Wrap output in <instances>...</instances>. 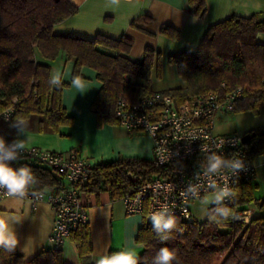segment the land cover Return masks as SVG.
Segmentation results:
<instances>
[{
    "label": "trees",
    "instance_id": "obj_1",
    "mask_svg": "<svg viewBox=\"0 0 264 264\" xmlns=\"http://www.w3.org/2000/svg\"><path fill=\"white\" fill-rule=\"evenodd\" d=\"M188 7L195 18L201 19L206 13L205 0H188ZM77 12L78 7L69 0H0V113L13 108L10 125L36 118L39 132L52 134L73 125V118L62 104L66 84L54 85L51 79L49 63L60 57L74 63L72 82L78 81L83 67L96 71L101 88L91 110L97 127L118 125L114 115L118 99L133 104L154 94L151 70L154 64L158 68L160 60L153 50L146 48L142 59L134 62L128 58L133 45L130 36L119 40L101 35L86 39L55 31L56 26ZM260 34H264V13L248 18L231 16L210 26L195 53L183 52L168 59L185 86L166 94L181 104L225 84L227 91H243L241 99L234 103L233 113L258 116L264 109V45L257 42ZM14 99L16 103L12 102ZM246 134L250 139L245 153L252 161L264 154V129ZM10 164L16 169L27 166L32 170L35 182L27 189H63V177L52 169L30 159ZM162 172L164 169L151 161L121 158L91 167L88 181L79 190L106 191L112 200H121L138 183ZM256 190L253 181L241 184L230 193L228 202L211 207L203 222L194 218L188 223L175 218L176 228L161 233L154 231L153 221L144 218L136 237V242L144 247L138 264H154L164 247L175 253L172 264H264V200L257 197ZM251 206L261 215L246 222L245 213ZM222 211L230 213L226 220ZM72 238L80 258H89L92 244L88 225L81 224ZM0 264L66 263L60 250H44L26 261L16 248L8 251L0 247Z\"/></svg>",
    "mask_w": 264,
    "mask_h": 264
},
{
    "label": "crops",
    "instance_id": "obj_2",
    "mask_svg": "<svg viewBox=\"0 0 264 264\" xmlns=\"http://www.w3.org/2000/svg\"><path fill=\"white\" fill-rule=\"evenodd\" d=\"M78 7L75 16L56 26L55 31L93 39L101 35L119 40L127 35L133 39L128 58L139 62L146 48L153 50L160 63L151 70V90L166 93L183 88L184 82L176 67L169 63L171 56L183 52L195 53L208 28L231 17L248 18L264 13V0H205L206 13L195 18L189 13L188 0H69ZM144 17L149 18L146 22ZM136 26H132L133 22ZM139 28L145 30L141 31ZM264 45V34L257 37ZM51 79L66 84L62 90V104L74 123L61 127L59 133L39 132L38 120L15 123L0 122V136L13 141H23L26 148L35 147L49 152L75 151L90 167L115 162L121 158L151 161V139L141 132H128L119 125L103 124L97 127L91 104L101 83L93 69L83 67L80 78L72 82L74 63L62 57L49 63ZM142 84V82H139ZM56 85V84H54ZM228 112L216 115L226 117ZM264 116V109L259 117ZM264 129V123L256 129ZM215 132L218 133L215 129ZM246 132V133H247ZM255 169L253 182L256 195L264 200V154L252 160ZM65 183V181H63ZM90 231L92 254L80 258L75 242L69 237L60 250L66 264H97L103 255L121 250H131L138 258L144 247L136 242L144 217L127 215L121 200H112L109 193H84L80 197ZM246 222L259 217L261 212L251 206ZM0 217L8 220L18 240L17 251L24 260H30L44 250H56L49 242L55 212L44 202L32 204L15 197L0 198Z\"/></svg>",
    "mask_w": 264,
    "mask_h": 264
},
{
    "label": "built area",
    "instance_id": "obj_3",
    "mask_svg": "<svg viewBox=\"0 0 264 264\" xmlns=\"http://www.w3.org/2000/svg\"><path fill=\"white\" fill-rule=\"evenodd\" d=\"M241 88L227 91L225 84L178 104L169 94L154 93L133 104L122 99L115 103L114 115L119 126L128 132H141L151 139L153 162L164 172L155 175L133 188L121 201L127 215H140L151 220L153 214L163 213L188 223L194 221L190 205L207 194L230 193L239 185L255 178V169L245 153L244 135L217 134L216 115L233 112L234 103L241 99ZM16 103V99L12 101ZM13 108L0 113V122L9 124ZM1 137V136H0ZM4 138V137H3ZM6 144L14 141L4 138ZM213 157L223 160L221 167L209 171ZM18 159H30L54 170L65 181L60 192L27 189L20 196H9L0 189V198L15 197L32 204L47 203L55 212L49 242L59 250L81 224L86 222L79 190L88 181L89 169L75 151L49 152L35 147L25 148ZM240 159L244 167L231 168L230 162ZM246 220V219H245ZM152 221V220H151Z\"/></svg>",
    "mask_w": 264,
    "mask_h": 264
},
{
    "label": "clouds",
    "instance_id": "obj_4",
    "mask_svg": "<svg viewBox=\"0 0 264 264\" xmlns=\"http://www.w3.org/2000/svg\"><path fill=\"white\" fill-rule=\"evenodd\" d=\"M53 84L58 81L54 77ZM26 144L23 141H14L12 144H6L3 137H0V189L7 192L9 196L22 197L30 184L35 182V177L32 170L27 166H22L16 169L11 166L10 162L18 157L19 152H23ZM223 163L220 157H213L210 162L209 171H217ZM233 170H238L244 167V163L240 159H234L230 162ZM227 192L222 195H227ZM225 220L229 216L228 211L220 213ZM238 218V217H234ZM210 219H215L210 217ZM153 221L154 231L157 233L164 232L165 230H172L176 228L177 221L174 217L165 218L163 213L153 214L151 216ZM218 223L220 221H217ZM166 239V237H162ZM18 244L15 232L10 227L6 218L0 217V247L8 251H14ZM176 259L174 251L167 247L161 248L155 257L154 264H172ZM97 264H138V255L131 250H121L111 255H103L97 261Z\"/></svg>",
    "mask_w": 264,
    "mask_h": 264
},
{
    "label": "rangeland",
    "instance_id": "obj_5",
    "mask_svg": "<svg viewBox=\"0 0 264 264\" xmlns=\"http://www.w3.org/2000/svg\"><path fill=\"white\" fill-rule=\"evenodd\" d=\"M226 115L215 119V129L218 133L244 135L248 130L256 129L264 123V116L259 117L251 113L228 112ZM151 158L153 159L152 150ZM19 163L20 161L15 162V164ZM224 199L222 193L218 191L207 194L203 199L191 203V213L197 222H203L211 207L224 203Z\"/></svg>",
    "mask_w": 264,
    "mask_h": 264
},
{
    "label": "water",
    "instance_id": "obj_6",
    "mask_svg": "<svg viewBox=\"0 0 264 264\" xmlns=\"http://www.w3.org/2000/svg\"><path fill=\"white\" fill-rule=\"evenodd\" d=\"M249 139H250V135L249 134H246L243 137V142L246 143Z\"/></svg>",
    "mask_w": 264,
    "mask_h": 264
}]
</instances>
